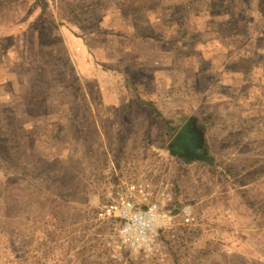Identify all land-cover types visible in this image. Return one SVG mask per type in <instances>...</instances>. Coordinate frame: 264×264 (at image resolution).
<instances>
[{"label": "rangeland", "instance_id": "374dc122", "mask_svg": "<svg viewBox=\"0 0 264 264\" xmlns=\"http://www.w3.org/2000/svg\"><path fill=\"white\" fill-rule=\"evenodd\" d=\"M36 1L0 0V264H264V0Z\"/></svg>", "mask_w": 264, "mask_h": 264}, {"label": "flooded vegetation", "instance_id": "af4514ba", "mask_svg": "<svg viewBox=\"0 0 264 264\" xmlns=\"http://www.w3.org/2000/svg\"><path fill=\"white\" fill-rule=\"evenodd\" d=\"M193 123H190L181 133L177 135L172 145L174 147V152L183 151L185 153L188 151V157L195 156L193 152L195 151L196 145L199 143L196 132L193 130ZM188 130V131H186ZM179 150V151H178Z\"/></svg>", "mask_w": 264, "mask_h": 264}, {"label": "built area", "instance_id": "2783aa9c", "mask_svg": "<svg viewBox=\"0 0 264 264\" xmlns=\"http://www.w3.org/2000/svg\"><path fill=\"white\" fill-rule=\"evenodd\" d=\"M114 209H116V207H115V206H111V208L108 210V212L111 213L112 210H114ZM128 209H129V208H124V209H123V212H124L125 214H127Z\"/></svg>", "mask_w": 264, "mask_h": 264}, {"label": "trees", "instance_id": "16d2710c", "mask_svg": "<svg viewBox=\"0 0 264 264\" xmlns=\"http://www.w3.org/2000/svg\"><path fill=\"white\" fill-rule=\"evenodd\" d=\"M36 2H37V5H38L40 8H42V10L44 11L45 6H44V4H43V1H41V0H37Z\"/></svg>", "mask_w": 264, "mask_h": 264}, {"label": "water", "instance_id": "95a60500", "mask_svg": "<svg viewBox=\"0 0 264 264\" xmlns=\"http://www.w3.org/2000/svg\"><path fill=\"white\" fill-rule=\"evenodd\" d=\"M186 131H188V130H186ZM179 135H180V134H179ZM196 148H199V144L196 145Z\"/></svg>", "mask_w": 264, "mask_h": 264}]
</instances>
